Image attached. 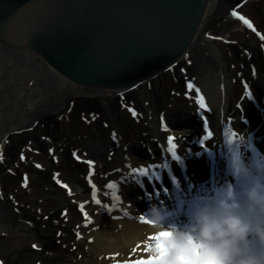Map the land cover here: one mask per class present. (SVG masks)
Here are the masks:
<instances>
[{
	"label": "rangeland",
	"instance_id": "1",
	"mask_svg": "<svg viewBox=\"0 0 264 264\" xmlns=\"http://www.w3.org/2000/svg\"><path fill=\"white\" fill-rule=\"evenodd\" d=\"M231 9L245 17L232 15ZM247 19H253L264 33V0H211L200 29L203 36L196 37L170 71L135 89L73 94L69 87L58 86L57 77L47 74L41 78L40 92L46 98L42 101L35 96L39 100L37 110L4 144L6 158L0 162V261L80 264L91 258L95 253L89 247L91 241L80 238L79 233L85 220L82 198L72 194V186L82 189L85 196L93 194V187L102 190L114 174L145 164L139 160L140 154L133 155L135 150L147 151L154 142L160 145L159 138L163 142L166 135L174 134L188 147L181 149L188 155L198 135L204 133L201 122L195 132L179 122L163 136L157 128H161V115L168 120L169 113L182 109L195 117L202 113L197 90L206 96L202 89L206 75L213 73V78L227 83L228 111L236 114L232 119L248 118L254 112L255 121H260L264 41L248 31L243 22ZM238 110L243 115L238 116ZM97 149L99 161L92 156ZM130 158L137 163L125 165L123 170V163Z\"/></svg>",
	"mask_w": 264,
	"mask_h": 264
},
{
	"label": "water",
	"instance_id": "2",
	"mask_svg": "<svg viewBox=\"0 0 264 264\" xmlns=\"http://www.w3.org/2000/svg\"><path fill=\"white\" fill-rule=\"evenodd\" d=\"M210 0H0V44L44 59L68 79L120 91L173 65Z\"/></svg>",
	"mask_w": 264,
	"mask_h": 264
},
{
	"label": "bare ground",
	"instance_id": "3",
	"mask_svg": "<svg viewBox=\"0 0 264 264\" xmlns=\"http://www.w3.org/2000/svg\"><path fill=\"white\" fill-rule=\"evenodd\" d=\"M210 4L211 0L207 6L204 21L208 16ZM202 25L196 35L197 39L203 36L200 31ZM47 74L57 77L60 82L58 86L62 88L69 87L73 94L84 93L88 89L86 85L82 87L80 83H78L79 85L71 84L67 77L62 76L43 58H35L32 54L17 46L0 44V162L2 158H6L4 153L6 138L28 122V117L38 108V99L43 101V97L46 98L40 92L39 81ZM212 76H214L213 73L206 75L205 81L202 83V89L207 92L206 96L203 97L206 99L204 102L208 104L206 106V121L207 126L213 128L215 132L214 143H216V150L218 151L216 153L220 154L224 151L225 142L231 138L230 134L233 132L239 133L246 139L249 146L254 147L257 140L254 142L251 130L258 129V133L264 131V124L259 125L260 121H255V113L250 112L251 117L247 118L250 124L249 127H246L244 118L233 119L231 121L232 125H230V119L236 114L228 111V96L225 90L227 83L225 84L219 78L216 79ZM221 78H224V75ZM95 93L103 94L106 93V90L102 87H96ZM198 94L202 96L201 91ZM35 96H38V99ZM236 113L238 116L243 115L240 110ZM168 115V120L165 118L164 124L169 127H174L179 122L183 127L190 125L193 128L190 131L195 132L196 124L200 123L198 117L184 109L171 112ZM227 126H230L231 130L240 127L243 132L233 131L229 133ZM157 130L163 136L164 128H157ZM257 132L254 133L258 135ZM261 135H264V133ZM159 140L161 144L162 140L160 138ZM172 143L176 146V155L181 158L183 164L187 163L186 168L176 165V163H181L172 160L168 143L159 145L154 142L149 145L150 148H147V151L139 148L135 150L133 155L140 154L139 160L145 162L149 161V158L154 160V156L158 157L159 165H162L164 161H168L169 168L158 167L155 169L151 167L149 169L143 166L138 167L136 164L135 169L137 167L147 169L149 175L134 173L132 168L126 169L122 174H114L110 183L115 182V189L103 187L101 190V187H96V199L100 201L99 204L94 202L93 194L89 196L82 195V189L79 190L78 187L72 186V194L74 193L82 198L83 216L87 215V219L85 218L79 230L80 238H88L91 241L89 247L95 252L91 258L80 264H126V262L132 264L133 261L141 258L147 259L149 255H152L151 252L144 251L145 230L148 226L141 222L140 217L144 218L146 216L149 204L157 203L156 200L159 201L158 203L163 201L171 207L168 197L165 195V190L171 192L170 188L173 189L174 187L171 182L167 183L171 175L181 180L183 177L196 178V175L200 173L202 177H197L194 185L208 182V175L209 177L215 176L216 169L210 164L208 155L206 156L203 149H201V143L193 145L188 150L191 153L190 155L181 152V149L182 151L184 149L183 144L179 141H172ZM99 152L98 149L94 150L92 155L98 161L101 158ZM163 157H165V160ZM133 162L137 163L133 158L128 159L127 162L123 163V170L125 165H130ZM151 173H158L159 179L152 178ZM162 181L164 184L167 183L166 186H158ZM180 185L183 186L182 183ZM183 187L188 188V186ZM113 193H115V196ZM115 197H118V200ZM137 245H139V248H137ZM134 248L136 249L135 252L132 251ZM0 264H4V262L0 261Z\"/></svg>",
	"mask_w": 264,
	"mask_h": 264
},
{
	"label": "clouds",
	"instance_id": "4",
	"mask_svg": "<svg viewBox=\"0 0 264 264\" xmlns=\"http://www.w3.org/2000/svg\"><path fill=\"white\" fill-rule=\"evenodd\" d=\"M208 158L216 169L210 182L185 189L173 181L165 190L171 207L149 204L145 242L168 234L170 264H264V153L236 134Z\"/></svg>",
	"mask_w": 264,
	"mask_h": 264
},
{
	"label": "snow or ice",
	"instance_id": "5",
	"mask_svg": "<svg viewBox=\"0 0 264 264\" xmlns=\"http://www.w3.org/2000/svg\"><path fill=\"white\" fill-rule=\"evenodd\" d=\"M232 15L235 16L236 13L233 12ZM241 19H243V18L241 17ZM243 22L249 28L252 27V25L247 20H244ZM188 87L192 88V85L189 84ZM245 88H247V85H245ZM197 103L199 104L201 109H206V105L204 103V98L202 96H199L198 90H197ZM205 131H206V135L204 137H202V140H201L202 145H203V142L205 140L209 139L212 136V132L207 130V121H205ZM235 135H236V133H234V132L230 134L231 137L235 136ZM167 139H168V144H169L168 150L171 152L172 160H175V161L180 162L182 164L181 158L176 155V152H175L176 146H175V144L172 143L173 137L169 136ZM157 167L169 168L170 164L168 161H164L162 165H157ZM133 172L134 173L138 172L140 175H149L147 169H143V168L142 169H133ZM90 175H91V173H90ZM150 175L152 178L159 179L158 173H151ZM105 187L108 189H115L116 185H115V182H112V183L107 184ZM113 195L115 196V193H113ZM115 198L118 200V197H115ZM93 200L97 204L100 203V201L96 199L95 187H93ZM81 210L83 211V206H81ZM85 218L87 219L86 214H85ZM140 220L142 222L143 217H140ZM167 235L168 234L162 233V234H158L155 237H150V239L156 240L157 243L155 245H152V244L145 242L144 251L145 252H151L154 254L149 255L147 259L141 258L139 260L133 261L132 264H170L167 257L171 254V249L163 243V239H162V238H166ZM137 248H139V245H137ZM132 251L135 252L136 249L134 248ZM117 255H119V254L117 253ZM177 259H182V258L181 257H174V260H177ZM126 264H127V262H126Z\"/></svg>",
	"mask_w": 264,
	"mask_h": 264
}]
</instances>
